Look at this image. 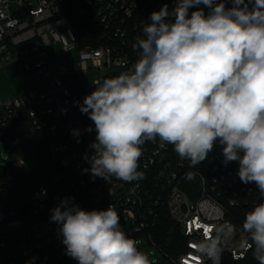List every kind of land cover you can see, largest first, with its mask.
I'll use <instances>...</instances> for the list:
<instances>
[{
    "label": "built area",
    "instance_id": "1",
    "mask_svg": "<svg viewBox=\"0 0 264 264\" xmlns=\"http://www.w3.org/2000/svg\"><path fill=\"white\" fill-rule=\"evenodd\" d=\"M175 2L0 0V68L18 62L31 79L27 94L9 103L0 102V129L15 137L14 146L26 137L38 147L29 157L18 155L13 161L7 160L12 172L0 187L2 264H78L66 254L59 225L50 219V210L65 197H73L88 211L106 210L112 204L121 227L140 249L151 256L158 253L171 264H193L192 246L205 238L206 229H212L211 235L221 230V264L227 256L243 261L253 253L254 249L246 247L251 241L242 223L245 214L264 197L255 184L240 181L237 162L223 163L219 144L214 147L211 165L190 167L172 145L161 147L158 140L147 141L138 169L144 178L138 181L126 183L114 177L103 180L85 171L91 168L90 145L96 138L95 131L88 132L87 128L94 129V124L73 100L66 78L74 73L55 63L49 47L56 44L65 51L79 50L78 74L83 77L85 98L89 70L103 72L102 81L128 71L138 58L132 45L144 24L150 23L151 13L165 4L171 10ZM14 6L17 12L12 10ZM227 6H231V0ZM199 7L207 13L206 6ZM195 10L193 7L189 12ZM76 19L93 27L86 32L83 46ZM100 82L97 80L95 87ZM74 130L80 135H73ZM188 172L194 179H185ZM30 174L35 176L23 200L10 205L7 190L19 188L22 176ZM166 214L185 239L177 255L163 248L156 238Z\"/></svg>",
    "mask_w": 264,
    "mask_h": 264
},
{
    "label": "clouds",
    "instance_id": "2",
    "mask_svg": "<svg viewBox=\"0 0 264 264\" xmlns=\"http://www.w3.org/2000/svg\"><path fill=\"white\" fill-rule=\"evenodd\" d=\"M227 4L176 0L171 10L165 4L151 13L132 45L138 58L130 69L104 79L79 104L94 124L87 131L96 133L85 171L138 181L147 141L172 145L190 167L219 144L223 163L237 162L240 181L264 197V0ZM50 211L66 254L78 264H155L123 230L112 204L88 211L65 197ZM242 228L251 241L246 247L264 264V200L245 214ZM220 231L206 229L193 244V264H221Z\"/></svg>",
    "mask_w": 264,
    "mask_h": 264
},
{
    "label": "trees",
    "instance_id": "3",
    "mask_svg": "<svg viewBox=\"0 0 264 264\" xmlns=\"http://www.w3.org/2000/svg\"><path fill=\"white\" fill-rule=\"evenodd\" d=\"M76 23L77 30L80 35V43L83 46L87 42L86 32H90L91 30H93V27L87 24L85 20L76 19ZM66 82L70 85L73 94V100L76 106H79L85 96L83 77L79 74H76L67 77ZM93 134L96 135L95 132H93ZM44 143L45 140H42V144ZM13 149L17 152V155H25L27 157L31 156L32 151H38L36 142L32 140H26L23 137L21 138V142L17 146L13 145ZM213 150L209 153L208 158L205 161L201 162V164H199L200 166L211 165L213 159ZM11 172L12 168L10 162H7L6 166H2L0 164V187L5 184L6 178ZM34 176L35 174L22 176L21 186L19 188L7 190V194L10 198V205L18 204L23 200V193H25L26 189H29V182ZM156 238L159 241V244L173 255H177L178 253H180L185 243V239L183 238L179 227L171 218H169V216H167V214L161 220V223L156 230ZM224 264H258V262L254 259L252 253L246 260L243 261H234L231 257L227 256L225 257Z\"/></svg>",
    "mask_w": 264,
    "mask_h": 264
},
{
    "label": "rangeland",
    "instance_id": "4",
    "mask_svg": "<svg viewBox=\"0 0 264 264\" xmlns=\"http://www.w3.org/2000/svg\"><path fill=\"white\" fill-rule=\"evenodd\" d=\"M14 12L18 11L17 6L12 8ZM49 51L60 68H66L68 72L74 73V75L80 72V56L79 50L74 49L71 51H65L62 45H52L49 47ZM103 72L89 70L86 76V84L88 95L94 91L95 82L101 80ZM31 90V79L24 71L22 65L18 62H13L0 68V102L9 103L16 98L27 94ZM8 133H4L0 129V164H6L7 160L13 161L17 155L14 151V141L6 140L1 141ZM21 138V137H20ZM26 138V137H24ZM154 260L162 261V264H171L169 261L163 259L158 253H154L151 256ZM0 264L1 252H0Z\"/></svg>",
    "mask_w": 264,
    "mask_h": 264
},
{
    "label": "water",
    "instance_id": "5",
    "mask_svg": "<svg viewBox=\"0 0 264 264\" xmlns=\"http://www.w3.org/2000/svg\"><path fill=\"white\" fill-rule=\"evenodd\" d=\"M6 140L14 141L15 140V137L14 136H11V135H7V136L1 138V141L2 142H5Z\"/></svg>",
    "mask_w": 264,
    "mask_h": 264
}]
</instances>
